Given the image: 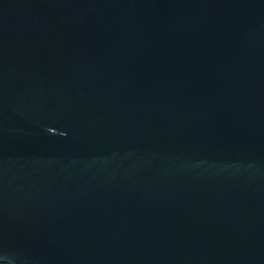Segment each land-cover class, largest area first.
Here are the masks:
<instances>
[{
	"label": "water",
	"instance_id": "water-1",
	"mask_svg": "<svg viewBox=\"0 0 264 264\" xmlns=\"http://www.w3.org/2000/svg\"><path fill=\"white\" fill-rule=\"evenodd\" d=\"M0 263L264 264V0H0Z\"/></svg>",
	"mask_w": 264,
	"mask_h": 264
},
{
	"label": "trees",
	"instance_id": "trees-1",
	"mask_svg": "<svg viewBox=\"0 0 264 264\" xmlns=\"http://www.w3.org/2000/svg\"><path fill=\"white\" fill-rule=\"evenodd\" d=\"M0 264H8V263H0Z\"/></svg>",
	"mask_w": 264,
	"mask_h": 264
}]
</instances>
